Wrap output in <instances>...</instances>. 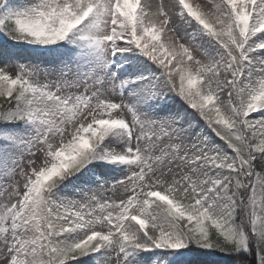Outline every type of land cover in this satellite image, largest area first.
Masks as SVG:
<instances>
[{
    "label": "snow or ice",
    "instance_id": "snow-or-ice-1",
    "mask_svg": "<svg viewBox=\"0 0 264 264\" xmlns=\"http://www.w3.org/2000/svg\"><path fill=\"white\" fill-rule=\"evenodd\" d=\"M0 264H264V0H0Z\"/></svg>",
    "mask_w": 264,
    "mask_h": 264
}]
</instances>
